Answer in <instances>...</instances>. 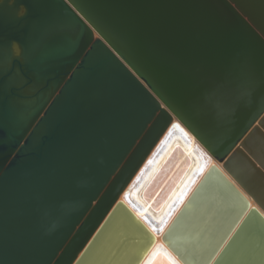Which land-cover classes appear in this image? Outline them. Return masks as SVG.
I'll return each mask as SVG.
<instances>
[{"label": "water", "instance_id": "water-1", "mask_svg": "<svg viewBox=\"0 0 264 264\" xmlns=\"http://www.w3.org/2000/svg\"><path fill=\"white\" fill-rule=\"evenodd\" d=\"M246 195L264 0H0V264H264Z\"/></svg>", "mask_w": 264, "mask_h": 264}, {"label": "bare ground", "instance_id": "bare-ground-1", "mask_svg": "<svg viewBox=\"0 0 264 264\" xmlns=\"http://www.w3.org/2000/svg\"><path fill=\"white\" fill-rule=\"evenodd\" d=\"M185 128V127H184ZM187 132H189L188 130H187ZM189 134L191 135V137L193 138V140H195V141H197V143L199 144V145H201L199 142H198V140L192 135V133H190L189 132ZM201 147H202V145H201ZM204 149V148H203ZM210 157H211V162L212 163H214V164H216L227 176H229L228 175V173L223 169V167H222V162H217L216 161V159L212 156V155H210ZM230 177V176H229ZM236 184V183H235ZM244 193V192H243ZM247 196V195H246ZM120 199H121V197H119ZM247 198L249 199V202H250V205L251 206H255L263 215H264V212L258 207V206H256L254 203H253V201H252V199L250 198V197H248L247 196ZM152 235H153V238H154V241H156V242H160L161 241V239H160V234H156V233H152ZM157 254V253H156ZM155 254V255H156Z\"/></svg>", "mask_w": 264, "mask_h": 264}]
</instances>
